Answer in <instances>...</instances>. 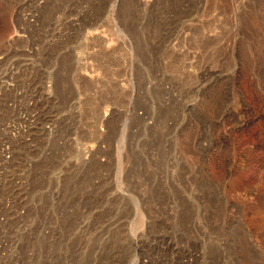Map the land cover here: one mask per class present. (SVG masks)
Wrapping results in <instances>:
<instances>
[{"label":"rangeland","instance_id":"rangeland-1","mask_svg":"<svg viewBox=\"0 0 264 264\" xmlns=\"http://www.w3.org/2000/svg\"><path fill=\"white\" fill-rule=\"evenodd\" d=\"M0 264H264V0H0Z\"/></svg>","mask_w":264,"mask_h":264},{"label":"bare ground","instance_id":"bare-ground-1","mask_svg":"<svg viewBox=\"0 0 264 264\" xmlns=\"http://www.w3.org/2000/svg\"><path fill=\"white\" fill-rule=\"evenodd\" d=\"M106 111H108V109Z\"/></svg>","mask_w":264,"mask_h":264}]
</instances>
